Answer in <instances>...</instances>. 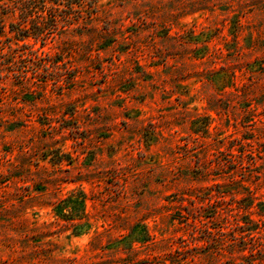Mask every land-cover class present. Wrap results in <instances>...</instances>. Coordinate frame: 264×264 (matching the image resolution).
Instances as JSON below:
<instances>
[{
    "label": "rangeland",
    "instance_id": "374dc122",
    "mask_svg": "<svg viewBox=\"0 0 264 264\" xmlns=\"http://www.w3.org/2000/svg\"><path fill=\"white\" fill-rule=\"evenodd\" d=\"M51 15L0 34V264H264V0Z\"/></svg>",
    "mask_w": 264,
    "mask_h": 264
},
{
    "label": "trees",
    "instance_id": "16d2710c",
    "mask_svg": "<svg viewBox=\"0 0 264 264\" xmlns=\"http://www.w3.org/2000/svg\"><path fill=\"white\" fill-rule=\"evenodd\" d=\"M74 4L75 0H0V34L7 37L8 41L21 43V47L27 46L31 39L35 42L44 41L48 31V19L44 16L46 10L49 8L54 13L50 21L55 23L62 17L58 15L59 9H71ZM71 204L72 201L64 200L58 205L57 211L67 210L64 215L73 218L78 208Z\"/></svg>",
    "mask_w": 264,
    "mask_h": 264
}]
</instances>
